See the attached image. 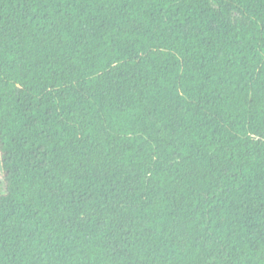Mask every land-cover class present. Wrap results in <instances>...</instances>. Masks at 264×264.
Instances as JSON below:
<instances>
[{"label": "trees", "instance_id": "obj_1", "mask_svg": "<svg viewBox=\"0 0 264 264\" xmlns=\"http://www.w3.org/2000/svg\"><path fill=\"white\" fill-rule=\"evenodd\" d=\"M0 167V264H264V0H0Z\"/></svg>", "mask_w": 264, "mask_h": 264}, {"label": "rangeland", "instance_id": "obj_2", "mask_svg": "<svg viewBox=\"0 0 264 264\" xmlns=\"http://www.w3.org/2000/svg\"><path fill=\"white\" fill-rule=\"evenodd\" d=\"M235 17H237L236 14H234L232 18L234 19ZM1 192H4V182H3V173H2V169H1V167H0V193H1Z\"/></svg>", "mask_w": 264, "mask_h": 264}]
</instances>
